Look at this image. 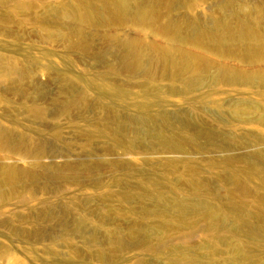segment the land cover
<instances>
[{
    "label": "rangeland",
    "instance_id": "rangeland-1",
    "mask_svg": "<svg viewBox=\"0 0 264 264\" xmlns=\"http://www.w3.org/2000/svg\"><path fill=\"white\" fill-rule=\"evenodd\" d=\"M104 1L93 0V4L100 6ZM139 1L143 0H131L133 6ZM184 1L175 6L172 13L183 24L194 18L209 26L213 20L234 11L248 14L255 28L264 27V0ZM73 2L76 0L0 1V53L3 54L0 58L6 62L15 58L20 67H27L28 76L32 74L19 89L20 84L13 82L0 85V115L3 117L0 116V120L6 124L0 121V125L13 131L12 135L22 133V146L40 152L39 160L50 166L52 172H61L67 163L75 161L89 163L102 159L105 163L82 172L83 175L80 173L83 185L63 182L61 177L54 179L53 174L51 181L38 176L33 183L27 182V188L22 186L14 191V197L11 194L6 202L9 204L0 203L1 249L12 248L19 264H263L264 157H259L262 161H256L262 163H258L256 170L251 169L248 167L251 159L246 157V151L254 155L255 151L264 149V120L258 119L264 114V83L230 85L220 81L216 84L210 77L215 73L211 69L205 72L202 85L191 90L188 82L184 86L178 80L166 79L156 64L151 65L150 78L141 72H127L122 61L125 50L119 47L118 40L158 43L164 38L152 28L137 25L132 10L122 23L87 24L81 33L71 31L73 27L68 24L59 27L45 23L43 18L49 15L47 8L57 4L70 6ZM148 2L154 3V0ZM30 4L32 7L28 8ZM147 52L144 47V53ZM213 58L264 75V61L248 64L219 55ZM18 74L14 76L17 78ZM86 80L98 85L120 86L122 92L119 95L106 91L99 93ZM169 86L177 88V93L171 92ZM19 93L26 94L21 97ZM43 93L46 95L42 96ZM227 100L255 104L257 108H245L253 120H234ZM203 102L208 103L209 112L205 115L193 110ZM214 102L224 105L222 109L229 123H219L212 111ZM39 105L47 110L44 117L36 119L29 108ZM162 109L176 110L182 116L175 121L176 129L165 127L167 136L188 137L198 129L205 131L204 123L210 120L208 126L222 132L215 145L242 142L244 146L245 141L252 140L253 146L227 152L214 151V144H208L203 137L196 143H189L186 153H160L157 149L162 143L158 139L139 133L143 129L142 123L131 121L133 124L128 125V129L110 124L111 118L123 113L133 117L137 112L146 111L152 115ZM5 117L11 119L10 122ZM184 121L195 124L188 123L190 126L182 132L180 128ZM11 122L19 124L14 127ZM113 128L127 138L125 145L133 151L124 154L123 145L115 141L122 135H115ZM99 129H105L107 133H95ZM90 132L94 134L90 135ZM199 145L208 146L210 150H201ZM5 152L11 157L15 155ZM6 153L0 151V161H7ZM16 156L8 160L23 165ZM111 160L115 161L109 164ZM122 161L126 168L118 164ZM166 163L168 171L164 170ZM60 172L55 177L61 176ZM164 175L169 180L163 179ZM177 179L181 181L176 182ZM161 191L163 197H153ZM175 197H185L187 206L197 210L190 212L188 208L189 213L184 215L178 202L169 203L175 201ZM62 202L65 203L64 210L61 209L63 215L59 205ZM46 203L53 210L51 215L56 217L39 213L37 209ZM207 211L222 217L214 219ZM77 214L79 218H76ZM58 217H62L61 221ZM121 238L124 239L122 248L119 247Z\"/></svg>",
    "mask_w": 264,
    "mask_h": 264
},
{
    "label": "bare ground",
    "instance_id": "bare-ground-1",
    "mask_svg": "<svg viewBox=\"0 0 264 264\" xmlns=\"http://www.w3.org/2000/svg\"><path fill=\"white\" fill-rule=\"evenodd\" d=\"M0 1L5 2L6 0H0ZM183 2H185V1L184 0H154V3H150V2H148V0H143V1H139L135 6H133L131 0H105L102 5L95 6L93 4V0H76V2H73L72 4H70V6L69 5L67 6L65 4H57V5H55V7L47 8V10L49 11V15L45 16L43 18V20L46 21L45 23H47V25L48 24L49 25L55 24L59 27H62L66 24L71 25L73 27V30H71V31L81 33L83 30V27L86 26L87 24H96V23H102V22L105 24H107V23H109V24L122 23L123 21H126L127 18L129 17L128 11L132 10L133 11V18H134L135 23L137 25H139L141 27L152 28L154 31L159 32L160 35L164 39H163V41L158 42V43H156V42L144 43V42H142V40H136V41L118 40L117 42L120 45L119 47L123 48V50H125V54L122 56L123 68L125 69V71H127V72L128 71L129 72H141V73H143V75H147V77L150 78L149 75L151 73V71H150L151 67H152L151 65L156 64L159 67V71H160L161 75L164 76L166 79L178 80L179 83H181L184 86H186L185 84L188 82L190 84L189 87L191 88V90L193 89L192 87L196 88V87H199L200 85H202L201 81H203L205 72H207L211 69H214L215 73H213L210 77L213 78V81H215L216 84H218L220 81H222L223 83L226 82L230 85L240 84V83H251V82H262V83H264V75L263 74H256V73L253 74L249 70H244V69H240L239 67H235L234 63H232L231 65H227V64H224L223 62H220V61L215 60L213 58L214 55H219V56L223 57L224 59L230 58L231 61L234 60V61L248 63V64L254 63L257 61H264V27L255 28L254 25L252 24L250 16L248 14H244L243 12L242 13L234 12V11H232V13H230L229 15H226V14L222 15V17L220 19H216L215 21L213 20L211 25H209V26H206L205 24L201 23L200 21L195 20L194 18L187 19V21L183 24L178 19H176L172 14L174 9H175V6H177L178 4H182ZM31 7H32V4H30V6H28V8H31ZM161 8H164V10H162ZM72 27H71V29H72ZM63 28H65V27H63ZM62 32L64 33V31H62ZM128 47L130 48L129 52L127 51ZM144 47H147V49H148L147 53H144ZM8 52H9V50H8ZM1 55L3 58V54H1ZM5 57L7 58L8 55H6ZM26 57H27V55H26ZM2 58H0V85L2 84L4 86V82H7V83L13 82L17 85L20 84V85H18V89H19V86H21L22 82L26 78H28L29 76L31 77L32 74L28 76L27 67L24 66V67H26V69H24L23 66L20 67V65H19L20 63H16L14 61V59H15L14 56H13V58H14L13 61L8 60V62H6V60L3 61ZM8 58H10V57H8ZM23 58H24V56L22 57V60H23ZM27 62H29V61L27 60ZM31 64H33V63H31ZM29 66H28V68L32 69V67H29ZM22 68H23V70H22ZM33 70H34V68H33ZM15 73L16 74L19 73L18 75H16L17 78L14 76ZM32 73H33V71H32ZM13 76L16 79H14ZM29 79H26V80H29ZM62 79H64V78H62ZM56 80H58V79H56ZM67 80H68V78H67ZM86 81L89 82V85L94 86L99 91V93L106 91V92H109L112 94L119 95L122 92L120 86L115 87V86H110V85L106 84V86H107L106 87L105 85H98V84L92 83L89 80H86ZM13 83H12V85H13ZM58 83H59V81H58ZM7 85H9V84H7ZM27 85H28V82H27ZM30 85H31V83H30ZM11 86H9L8 88H11ZM22 86L24 88V85H22ZM36 86L39 89V87H38L39 85H36ZM68 86H69V84H68ZM0 88H1V86H0ZM27 88H26V90L29 89V88L28 89ZM69 88H72V87H69ZM169 88H170L171 92L177 93V91H178V90H175V89H177L175 87L173 88L172 86H169ZM24 89H22V90H24ZM38 89H36V90L38 91ZM42 89L45 90L44 88H42ZM3 90H4V88H3ZM13 90L15 91L16 89L14 88ZM64 90H65V88H64ZM66 90H67V88H66ZM159 90H161V88ZM33 91H35V90H33ZM71 91H72V89H71ZM210 91H211V89H210ZM1 92H4V91H1ZM28 92L31 93L32 90L28 91ZM80 92H81V90H80ZM9 93H11V92L9 91ZM45 93H47V92H45ZM45 93H43L42 96L46 95ZM19 94L21 96V94H23V93H19ZM24 94H26V93H24ZM74 95L75 94H73V96ZM38 96L42 97L40 94ZM27 97H29V96H27ZM6 98H8L7 95H6ZM30 99L32 100L31 97H30ZM38 99H40V98H38ZM24 101L26 102V99ZM35 102H37V101H35ZM17 103H19V102H17ZM20 103H22V102H20ZM41 103H43V102L41 101ZM204 103L205 102H203V105L199 106L198 108H193V110H198L201 112V114H204V115L208 114L207 113V112H209L207 109L208 103L207 104H204ZM214 103L215 104L213 105L214 106L213 110L211 108L210 109L214 112V114H216V118H217V120H219V123L225 124L226 122H228V119L225 117L224 111L222 109V106H224V105L221 106V104H219V103H216V102H214ZM24 104H26V103H23V105ZM227 104L232 107V110H231L232 111V118L234 120H237V121H251V120H253L252 117L249 116V114L245 111L246 110L245 108H257L255 104H253L251 102H241V101H233L232 102L231 100H227ZM40 106L41 105L34 106V107L32 106V109L29 108V110H31L30 112L32 114V117L34 116L36 119H41L42 117H44L47 109L45 110L43 107H40ZM18 107H20V109H22L23 106L20 105ZM15 108L16 107H14V109ZM110 111L113 113V109H110ZM111 112H108V113H111ZM213 112H211V113L213 114ZM135 114L136 115L133 117H130L129 115H126L124 113L121 114L120 116H118L116 114V116H118V117L117 118L116 117L111 118L110 120H112V121H110L108 119V122L110 121L111 125H118L120 128L125 127V129L126 128L128 129V125L133 124L131 121H137V123H142L143 129L139 130V133H141L143 135H148L149 137H153L154 139H158L159 142L162 143V146L157 149V152H160V153H167V152L169 154H171V153L174 154L175 152L186 153L189 150L188 149L189 143H191V144L196 143L198 140H200L201 138L204 137V138H206V141L208 142V144H214V142L219 138V136L222 135V132H218L217 130L212 129L210 126H208L211 124V122L209 120V121L204 123V128H205L204 130L205 131H203L202 129H198L197 131L190 133L188 137H183V136H179V135H175V134L167 136V135H165V127L166 126L167 127L172 126L173 129H176L177 125H176L175 121L182 118V116L180 115V112H178L176 110L175 111H167L165 109H162V110H158L156 113H154L152 115L147 114L146 111L137 112ZM189 114H193V113L189 112ZM10 115H13V114H10ZM0 116L2 119L3 118L2 114ZM28 116H30V114ZM113 117H114V115H113ZM254 117H256V115H254ZM118 118L122 119V120H119ZM6 119H8V118H6ZM255 119L256 120H258V119L264 120V114H261L258 117V119L257 118H255ZM10 120L8 119L7 122H10ZM24 120H26V119H24ZM0 121H3V125L5 124L4 120H0ZM31 121H34V120H31ZM36 121L37 120H35V122ZM40 122H41V120H40ZM19 123H17L16 125H18ZM41 123H43V121ZM188 123H191L193 125L195 124V122L184 121L183 125H181L182 128H180V130L182 132H184L183 129L186 128V126H190ZM0 124H2V123L0 122ZM212 124H213V122H212ZM12 125H13V123H12ZM16 125H13V126L16 127ZM21 125H22V123H21ZM13 126H12V128H13ZM4 127L5 126L0 125V151H3L4 153H6L5 151H8L9 153L11 152V154H12V152H14L13 154L17 155L19 157L20 161H22L24 164L21 165L18 163V161H9L8 159L11 160L15 155L11 157L7 153H6L7 155L4 157L6 159L8 158L7 161L6 162L0 161V203L1 202H5V203L8 202L10 200L11 194H12V197H14V195H13V193H15L14 191L17 192L19 187L21 188L22 186H26L28 184L27 182L33 183L34 181H36L38 176H41L45 180L51 181L50 179L53 177V174H54V177H53L54 179L57 178V180H58V178L61 177L63 182H68V181L69 182H77L79 185H83V183H82L83 181L80 180V176H81L82 172H89L93 168L95 169L96 166H101L102 163H105V161H103L102 159H100L101 162L98 159V162L94 161V162L88 163V162H82V161H75V162L67 163L65 165V167L62 168L63 173H61L62 170H61V172L57 171V172H60L59 174H61V176L57 175V177H55L56 176L55 174L57 172L55 173L53 171L54 172L53 173L50 166L44 165L41 162V160H39V156L41 155L40 152L30 151V150L25 148V145L22 146V142H21V141H23V139L21 138V135H22L21 132L22 131H18L17 130L18 128L17 129L14 128L18 132L21 133V135L19 134V135L15 136V134L12 135V133H14L13 131L12 132L10 131L11 132L10 133ZM8 128H10V127H8ZM12 128H10V129H12ZM113 129H114L113 133L115 135H122V137L116 138L115 141L117 142V144L123 145L122 148H123L124 154H128L131 151H133L134 149L125 145V141L127 140V138L124 137V135L122 133H120L118 130H115V128H113ZM71 130H74V129H71ZM96 131H95V133H97V134H106L107 133L105 129H99L97 132ZM69 133H72V131L71 132L69 131ZM55 134H57V133H55ZM89 134L92 135L94 133L90 132ZM13 136H15V137H13ZM144 138H145V136H144ZM251 141L250 140L245 141L243 144L244 146H242V142L234 144V145H230L227 143L216 144V145L214 144L213 148L215 149L214 151H223V152L224 151H226V152L231 151V150H233V148H238V147L239 148L240 147L241 148H250V147L252 148L253 145L251 146V143L253 144V142H251ZM255 146H257V145H255ZM149 148L152 149L151 147H149ZM199 148L201 150H203V149L204 150H206V149L210 150V147H208V146L199 145ZM261 149L264 150L263 148H261ZM262 150L255 151L254 155L252 154L251 151L250 152L246 151V153H248V154H246V157L251 159V160L249 159L250 161L248 163L249 164L248 167L250 166V168L254 169V170H256V168H258V166H259L258 163H261V162H256V161H258V160L262 161L264 159V158L262 160H261V158L259 159V157H264V151H262ZM3 160H5V159H3ZM114 161L115 160L109 161L110 162L109 164H112ZM25 163H27V165H25ZM118 164L122 165V168H126V166H123L124 161L119 162ZM263 165H264V163H263ZM167 166H168V163L164 164V170L165 171L169 170V167H167ZM68 172L70 174H68ZM162 178L165 180H169V178L166 177L165 175ZM57 180H56V182H57ZM178 181H181V180L177 179L176 182H178ZM52 182H53V180H52ZM60 183H61V181H60ZM165 185L167 187H169L168 183H165ZM27 186H26V188H27ZM172 188H173V186H172ZM50 189L51 188H49V190ZM21 190H23V189H21ZM55 192L53 190V193H55ZM161 192H158L153 197L154 198L163 197L164 193L163 192L161 193ZM128 198H130V196ZM175 198H176L175 201H170L169 203L174 204V202H176V204H177V202H178L180 210L182 213H184V215L189 213L188 208H190V212H195L197 210L194 207L187 206V203L185 202V200H186L185 197H175ZM85 200H86V198H85ZM172 200H174V199H172ZM46 202H48V201H46ZM24 203H25V201H24ZM86 203H87V201H86ZM6 204H9V203H6ZM48 204L49 203H46L45 204L46 206L41 207L39 209L36 208V209L42 215L45 214L47 216H50L53 213V210L50 208V204L49 205ZM53 204H55V206H56L58 203L57 204L53 203ZM61 204H63V206ZM64 204L65 203H63V202L59 204L61 207L60 208L61 214L64 210V208H63ZM26 206H27V204H26ZM51 206H52V204H51ZM62 208H63V210H61ZM96 208L98 209V207H95V209ZM32 209H34V208H32ZM32 209H31V211H32ZM54 209H55V207H54ZM72 210L69 212V214L72 212ZM95 211H97V210H95ZM33 212H31V213H33ZM207 212L210 214L209 211H207ZM63 214H64V212H63ZM65 214H68V212H65ZM73 214H76V213L73 211ZM77 215H78V217H76V218H79V214H77ZM210 215L214 219L222 217L219 214H214V213L210 214ZM51 216H53V215H51ZM53 217H56V216H53ZM59 217H58L59 220L62 219V217L61 218H59ZM63 217H66V216H63ZM74 218H75V216H74ZM76 220L77 219H75V221ZM59 224L61 225V222ZM64 225L65 224H63V226ZM64 227H66V225ZM77 228H79V226ZM62 229H63V227H62ZM63 230H65V229H63ZM74 231H75V229H74ZM146 231H143V232H146ZM17 239H18V237H17ZM53 241H54V239H53ZM86 242H84V243H86ZM108 242L109 241H107V243ZM119 242L121 244V245H119V247L122 248V246H124V239L121 238L119 240ZM160 243H162V246H164L163 242H160ZM89 244H91V243H89ZM97 244L98 243L95 242V245H97ZM102 244H104V243H102ZM15 254L16 253L12 250V248L9 247V248H4L2 250L1 245H0V264L2 262H3V264H19V261L16 259ZM102 257H104V256H102ZM1 260H2V262H1ZM263 264H264V262H263Z\"/></svg>",
    "mask_w": 264,
    "mask_h": 264
}]
</instances>
